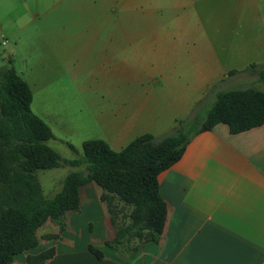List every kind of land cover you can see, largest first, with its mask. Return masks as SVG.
<instances>
[{"label": "crops", "instance_id": "0c3cea01", "mask_svg": "<svg viewBox=\"0 0 264 264\" xmlns=\"http://www.w3.org/2000/svg\"><path fill=\"white\" fill-rule=\"evenodd\" d=\"M104 12L103 22L87 25L90 36L45 38L39 80L25 79L33 100L40 90V117L55 136L53 104H62L58 116L70 132L120 151L142 134L165 135L177 120L203 115L234 77L264 82V73L245 70L254 63L264 70V0H123L119 21L111 8ZM158 178L168 205L158 241L108 245L117 229L103 188L86 184L64 231H50L59 236L12 264L51 248L44 264H264V124L234 134L219 123L195 135Z\"/></svg>", "mask_w": 264, "mask_h": 264}, {"label": "trees", "instance_id": "16d2710c", "mask_svg": "<svg viewBox=\"0 0 264 264\" xmlns=\"http://www.w3.org/2000/svg\"><path fill=\"white\" fill-rule=\"evenodd\" d=\"M251 64L245 70H257ZM240 71L234 70L231 74ZM264 79V75H261ZM33 91L14 66L0 69V264H12L16 256L40 243V239L58 237L56 233L39 235L48 222L65 229L69 211L81 205V189L91 181L103 188L115 225L112 197L117 194L133 207L131 224L117 231L120 242L124 234H134L147 241H158L168 217V205L160 193L159 174L183 156L191 139L219 123L229 126L231 133H240L264 124V91L254 87L219 91L205 115L179 119L165 135L145 133L116 151L102 139L83 143V155L64 159L47 144L56 138L51 127L31 108ZM70 147L74 146L69 143ZM66 164L86 163V170L69 173L62 189L51 198L42 193L36 172ZM147 230V232H144ZM92 250L101 257L100 250ZM55 251L46 249L28 257V264H44Z\"/></svg>", "mask_w": 264, "mask_h": 264}, {"label": "rangeland", "instance_id": "374dc122", "mask_svg": "<svg viewBox=\"0 0 264 264\" xmlns=\"http://www.w3.org/2000/svg\"><path fill=\"white\" fill-rule=\"evenodd\" d=\"M79 6L72 9L73 2L76 0H0V69L14 66L17 72L28 82L32 79L39 80L41 72V45L45 38L67 37L77 31L81 37L90 36L91 31L86 30L88 24L103 22L105 12L111 8L113 21H119L121 16V3L123 0H77ZM111 6V7H110ZM38 12V16L35 13ZM74 23L72 28L71 24ZM72 30V31H70ZM115 32V31H114ZM103 33V31H100ZM137 36V31H133ZM3 42H6L4 45ZM258 75L264 73L263 69H257ZM247 79L234 77L233 83L225 88L234 89L244 87H254L264 91V82L253 74ZM245 77V76H244ZM35 88V97L32 102V110L41 116V94L40 90ZM63 95H60L61 97ZM55 101V98H53ZM57 101V100H56ZM214 101H212L213 103ZM208 103L203 110L205 115L212 106ZM54 110L49 112L48 118H53V127L56 131V138L47 141V144L55 148L61 155L62 160H74L80 158L83 151L84 135L75 134L69 131L63 121L65 117L60 118L62 114V104L54 105ZM62 110V111H61ZM48 118H46L48 120ZM70 117L68 116L67 119ZM72 119V117H71ZM69 143L74 146L70 147ZM75 170H87L86 163L78 166L66 164L61 161V165L51 169H39L36 172L39 183L42 187V193L46 198L53 197L62 187L66 176ZM89 174V172H88ZM96 183L91 181L88 184ZM84 199H87L84 192ZM81 196V194H80ZM112 197L111 206L115 217V227L117 231L131 224L130 214L133 207L121 200L117 194H109ZM87 201V200H86ZM59 228V225L49 222L42 226L39 235H45ZM147 232V230H144ZM131 235V236H129ZM121 238L120 242L114 243L116 247L130 248L141 246L146 242L145 238H137V235L130 234ZM45 239H40V243ZM116 240V237L112 242Z\"/></svg>", "mask_w": 264, "mask_h": 264}, {"label": "built area", "instance_id": "2783aa9c", "mask_svg": "<svg viewBox=\"0 0 264 264\" xmlns=\"http://www.w3.org/2000/svg\"><path fill=\"white\" fill-rule=\"evenodd\" d=\"M3 44L5 45V44H6V42H3Z\"/></svg>", "mask_w": 264, "mask_h": 264}, {"label": "water", "instance_id": "95a60500", "mask_svg": "<svg viewBox=\"0 0 264 264\" xmlns=\"http://www.w3.org/2000/svg\"><path fill=\"white\" fill-rule=\"evenodd\" d=\"M89 171L86 172V174H88Z\"/></svg>", "mask_w": 264, "mask_h": 264}]
</instances>
